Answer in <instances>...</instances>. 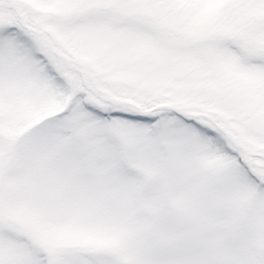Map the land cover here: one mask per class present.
Returning a JSON list of instances; mask_svg holds the SVG:
<instances>
[{
    "label": "snow or ice",
    "instance_id": "6c2138e0",
    "mask_svg": "<svg viewBox=\"0 0 264 264\" xmlns=\"http://www.w3.org/2000/svg\"><path fill=\"white\" fill-rule=\"evenodd\" d=\"M0 264H264V0H0Z\"/></svg>",
    "mask_w": 264,
    "mask_h": 264
}]
</instances>
